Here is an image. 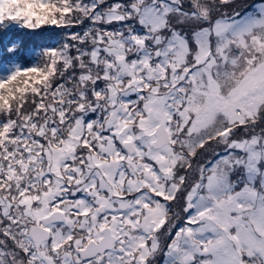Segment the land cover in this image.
<instances>
[{
  "label": "snow or ice",
  "instance_id": "1",
  "mask_svg": "<svg viewBox=\"0 0 264 264\" xmlns=\"http://www.w3.org/2000/svg\"><path fill=\"white\" fill-rule=\"evenodd\" d=\"M0 264H264V0H0Z\"/></svg>",
  "mask_w": 264,
  "mask_h": 264
},
{
  "label": "trees",
  "instance_id": "2",
  "mask_svg": "<svg viewBox=\"0 0 264 264\" xmlns=\"http://www.w3.org/2000/svg\"><path fill=\"white\" fill-rule=\"evenodd\" d=\"M49 35V31L46 29L37 34H21L26 44L29 45H40L46 43V37Z\"/></svg>",
  "mask_w": 264,
  "mask_h": 264
}]
</instances>
